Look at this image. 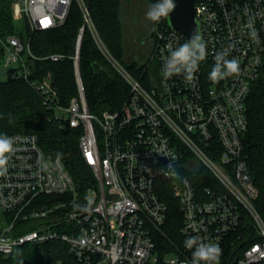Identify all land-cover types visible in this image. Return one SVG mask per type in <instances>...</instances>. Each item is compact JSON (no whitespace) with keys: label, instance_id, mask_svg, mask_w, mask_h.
<instances>
[{"label":"built area","instance_id":"built-area-1","mask_svg":"<svg viewBox=\"0 0 264 264\" xmlns=\"http://www.w3.org/2000/svg\"><path fill=\"white\" fill-rule=\"evenodd\" d=\"M72 2L13 0V12L32 30L50 29L65 22ZM78 2L85 22L74 53L38 56L10 34L1 39V63L11 76L27 79L61 125L82 128L79 148L94 184L80 191L62 159L48 154L35 133H0L14 137L16 149L7 174L0 176V253L9 256L27 243L62 240L86 264H190L194 248H186L185 241L198 237L219 244L220 264H264V217L255 205L259 190L244 147L247 98L264 66V0H197L206 57L191 81L183 73L163 77L170 52L189 40L161 19L157 65L146 83L112 54L87 3ZM86 26L130 85L121 108L100 113L89 108L80 69ZM221 53L238 60L239 72L214 83L209 73ZM38 58L73 59L78 93L69 104L50 80L32 77L30 62ZM171 193L182 211L180 238L173 250L160 252L156 232L166 223ZM246 217L253 221L249 237ZM31 220L36 226L17 230L20 222Z\"/></svg>","mask_w":264,"mask_h":264},{"label":"trees","instance_id":"trees-1","mask_svg":"<svg viewBox=\"0 0 264 264\" xmlns=\"http://www.w3.org/2000/svg\"><path fill=\"white\" fill-rule=\"evenodd\" d=\"M93 22L112 54L122 61L124 54L123 0H85ZM157 0H150V5ZM23 22V23H21ZM85 19L78 0H73L65 22L50 29L32 30L28 24L19 21L13 12V0H0V62L5 54L1 39L16 34L26 40L34 54L43 56L51 52L72 54L76 39ZM156 24V23H155ZM157 26V25H156ZM156 26L153 35L156 38ZM148 53V61L154 50ZM32 77L50 80L61 96L62 102L69 104L78 93L75 68L72 58L62 61L33 59ZM137 78L146 83L150 68L146 62L125 65ZM80 69L85 85L86 97L91 111L100 113L105 109L121 108L130 94V85L121 73L108 61L98 47L93 32L86 26L82 47ZM248 129L244 135L247 163L255 185L259 190L255 200L256 208L264 217V66L259 78L253 83L247 98ZM35 133L43 149L55 157H60L73 176L77 188L84 190L94 184L92 169L85 162L79 148L82 128L61 125L54 110L43 103L39 92L23 76L9 75L0 79V133ZM169 203L168 216L162 231L156 232L158 249L166 252L174 249L179 242L182 225V211L174 194L166 196ZM19 224V223H18ZM246 237L254 231L249 217H246ZM36 226V221L20 222L17 230ZM86 264L79 262L62 240L42 243H27L19 246L12 254L0 253V264ZM96 264V263H92Z\"/></svg>","mask_w":264,"mask_h":264},{"label":"clouds","instance_id":"clouds-1","mask_svg":"<svg viewBox=\"0 0 264 264\" xmlns=\"http://www.w3.org/2000/svg\"><path fill=\"white\" fill-rule=\"evenodd\" d=\"M174 8L173 0H157L156 3L149 6L146 18L154 24L159 23L161 19L168 18ZM251 36L254 41L258 42V34L255 29L252 30ZM225 55L224 53L217 55L215 66L209 73V79L214 83H218L219 80L239 72L238 60H227ZM205 57L206 45L202 37L196 32L190 41L170 52L163 65V77L167 80L174 75L183 73L186 76V80L191 81L194 78L195 71L198 69L199 62L204 60ZM14 140V137L0 134V176H5L8 172L11 154L16 150L14 148ZM168 168L171 170V164L168 165ZM74 207L80 206L74 204ZM185 247L189 250L194 248L190 264H220L222 250L218 243H203L198 237H190L185 241Z\"/></svg>","mask_w":264,"mask_h":264},{"label":"rangeland","instance_id":"rangeland-1","mask_svg":"<svg viewBox=\"0 0 264 264\" xmlns=\"http://www.w3.org/2000/svg\"><path fill=\"white\" fill-rule=\"evenodd\" d=\"M149 6L150 0H123L122 17L124 21L125 50L122 56V61L120 62L124 65H130L135 61L146 62L148 67L153 70L157 65L155 58V45L149 61L148 53L153 46L152 39L154 38L155 40L153 31L155 30L157 23L154 24L152 21L146 18V12L148 11ZM18 20L21 21L23 19L20 18ZM24 43L26 45L28 44L26 40H24ZM24 56L27 57L26 52L24 53ZM150 71L145 76L143 74L142 78L147 80ZM9 75L10 74L4 64L0 62V79H5ZM65 124L67 123H64L63 125ZM3 215L4 213L0 207V219L3 217ZM249 219L253 224L252 219L250 217Z\"/></svg>","mask_w":264,"mask_h":264},{"label":"water","instance_id":"water-1","mask_svg":"<svg viewBox=\"0 0 264 264\" xmlns=\"http://www.w3.org/2000/svg\"><path fill=\"white\" fill-rule=\"evenodd\" d=\"M173 3L175 8L167 18L169 25L182 31L189 41L196 32L202 37L197 0H173Z\"/></svg>","mask_w":264,"mask_h":264}]
</instances>
